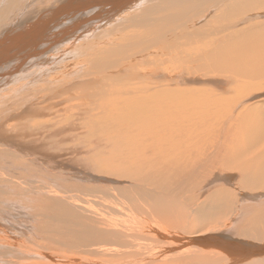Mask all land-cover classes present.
I'll list each match as a JSON object with an SVG mask.
<instances>
[{"label": "bare ground", "instance_id": "1", "mask_svg": "<svg viewBox=\"0 0 264 264\" xmlns=\"http://www.w3.org/2000/svg\"><path fill=\"white\" fill-rule=\"evenodd\" d=\"M0 264H264V0H0Z\"/></svg>", "mask_w": 264, "mask_h": 264}, {"label": "rangeland", "instance_id": "2", "mask_svg": "<svg viewBox=\"0 0 264 264\" xmlns=\"http://www.w3.org/2000/svg\"><path fill=\"white\" fill-rule=\"evenodd\" d=\"M60 161L61 162H63V160L62 159H60L59 161L58 160H54V162H55V164L56 165H53V167H52V165L51 164H53V163H51L50 164V166L49 167H51V168H53L52 170H50V168H49V172L50 173H59L60 171V169H63V168H61V167H59L58 165H60ZM58 162H59V164H58ZM48 166V165H47ZM58 169V170H57ZM59 171V172H58ZM62 171V170H61ZM10 200H12V199H10ZM10 200H3V204L5 205V207L7 208L8 207V204H9V202H10ZM12 202H14L13 200H12ZM19 205V206H18ZM15 204V203H13V204H11V209H12V213H10L11 215H12V217H16V218H14V220L16 219V220H18V218L21 220V218H23V215H24V212L26 211V210H28V211H30V206H31V204H30V202L29 203H26L25 201H23V200H20V203L19 204ZM28 208V209H27ZM15 209V210H14ZM25 209V210H24ZM24 210V211H23ZM18 211H20V212H18ZM17 212V214H15ZM15 214V215H14ZM21 214H23V215H21ZM11 215H9V216H11ZM18 215H19V217H18ZM9 216H7L6 215V218H7V220L9 219H12V217H9ZM18 217V218H17ZM254 242V241H253Z\"/></svg>", "mask_w": 264, "mask_h": 264}]
</instances>
